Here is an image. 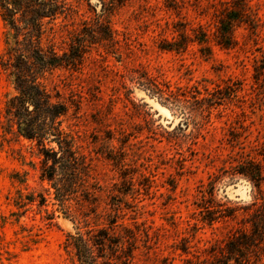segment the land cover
Masks as SVG:
<instances>
[{
    "label": "rangeland",
    "instance_id": "1",
    "mask_svg": "<svg viewBox=\"0 0 264 264\" xmlns=\"http://www.w3.org/2000/svg\"><path fill=\"white\" fill-rule=\"evenodd\" d=\"M65 2L72 13L47 28L45 46L60 47L102 14L98 0ZM109 22L117 54L96 43L79 72L58 70L45 82L79 107L64 127L77 133L103 189L97 213L130 181L118 223L137 234L132 264L210 260L264 199V0H129ZM181 35L182 49L170 51ZM12 45L0 17V64ZM148 80L190 116L151 94ZM14 95L0 66V264H76L67 235L85 236L105 219L89 211L74 219L78 195L65 202L69 212L54 199L37 148L4 118ZM227 207L236 211L225 218ZM183 245L189 254L179 257Z\"/></svg>",
    "mask_w": 264,
    "mask_h": 264
},
{
    "label": "trees",
    "instance_id": "2",
    "mask_svg": "<svg viewBox=\"0 0 264 264\" xmlns=\"http://www.w3.org/2000/svg\"><path fill=\"white\" fill-rule=\"evenodd\" d=\"M98 1L102 14L95 15L93 25L67 32L68 37L57 48L54 44L43 45L42 38L48 29L53 32L58 19H67L71 15V5L65 0H0L1 20L13 32V45L7 52V60L0 66L13 78L15 89V95L5 104L4 118L10 129L14 128L19 137L37 148L40 179L47 182L54 199L63 209L69 212L70 207H64L65 202L71 196L77 198L78 195L77 206L72 210L74 219L87 218V211L97 220L105 219V224H95L85 236L80 232L67 235L66 247L74 252L76 264H132L134 251L138 248L137 234L118 223L121 204H125L122 196L131 192L132 184L130 181L122 183L125 187L123 190L114 187L118 195H108L111 199L109 209L97 213L101 198L99 194L103 189L91 174V163L81 151L77 133L70 127H64L70 112L76 115L79 107L73 100L64 99L59 91L49 89L45 84L48 76L55 71L79 72L91 46L96 43L104 47L107 53L117 54L118 42L110 28L109 16L129 0ZM186 39L181 35L174 44L176 48L169 50L179 51ZM227 42L224 41V46L228 45ZM145 84H148L145 86L151 94L180 104L151 80ZM180 107L186 116H190L184 106L180 104ZM241 174L255 182L260 179L258 172L253 175L244 171ZM256 187L259 185L256 184ZM44 202V198H41V203ZM246 209L250 212L243 220V227L236 230L224 246L212 254L210 260L184 257L180 260L182 264H258L264 256V199ZM224 211L221 216L226 218L236 210L227 207ZM116 229H121L125 235H117ZM145 236L148 237L147 234ZM175 248L181 252L179 257L189 254L184 245Z\"/></svg>",
    "mask_w": 264,
    "mask_h": 264
}]
</instances>
